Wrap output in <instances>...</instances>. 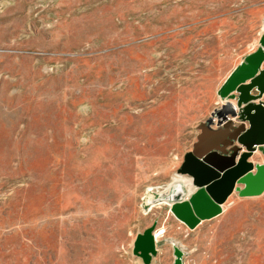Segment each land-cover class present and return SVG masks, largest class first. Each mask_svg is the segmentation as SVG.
Listing matches in <instances>:
<instances>
[{
  "label": "rangeland",
  "instance_id": "obj_1",
  "mask_svg": "<svg viewBox=\"0 0 264 264\" xmlns=\"http://www.w3.org/2000/svg\"><path fill=\"white\" fill-rule=\"evenodd\" d=\"M263 29L264 0H0V264H264V192L193 229L170 210Z\"/></svg>",
  "mask_w": 264,
  "mask_h": 264
},
{
  "label": "water",
  "instance_id": "obj_2",
  "mask_svg": "<svg viewBox=\"0 0 264 264\" xmlns=\"http://www.w3.org/2000/svg\"><path fill=\"white\" fill-rule=\"evenodd\" d=\"M218 95L219 107L196 126V140L177 169L195 190L175 199L170 210L190 229L219 215L233 191L241 197L264 192V33L259 47L229 74ZM258 151L262 162L255 163L251 157ZM152 229L138 233L134 243L133 252L145 263L157 251Z\"/></svg>",
  "mask_w": 264,
  "mask_h": 264
},
{
  "label": "bare ground",
  "instance_id": "obj_3",
  "mask_svg": "<svg viewBox=\"0 0 264 264\" xmlns=\"http://www.w3.org/2000/svg\"><path fill=\"white\" fill-rule=\"evenodd\" d=\"M191 182V180H190ZM181 183L183 184V181L181 180H176V182H173L172 184H170L168 186L169 189L173 188L174 190V194L170 195V198H173L176 194L179 195L182 193V186H181ZM192 186V185H191ZM191 188L194 189V187L192 186Z\"/></svg>",
  "mask_w": 264,
  "mask_h": 264
},
{
  "label": "crops",
  "instance_id": "obj_4",
  "mask_svg": "<svg viewBox=\"0 0 264 264\" xmlns=\"http://www.w3.org/2000/svg\"><path fill=\"white\" fill-rule=\"evenodd\" d=\"M263 33H264V29H263L262 34H263ZM262 34L260 35V37L262 36ZM259 40H260V38H259ZM258 47H259V44H257V46H255L254 49H252V50L246 52V54L244 55V57L247 56L248 54L254 52ZM244 57H243V58H244ZM242 60H243V59H241V60H240V61H239L234 67H233V69L230 71V73L235 69V67H236V66H237ZM230 73H229V74H230ZM229 74H228V75H229ZM227 77H228V76H227ZM227 77H226V78H227ZM262 100H263V102H264V95H263V97H262ZM219 101H220V100H219V98H218L216 104H219ZM187 152H188V151H187ZM189 179H190V178H189Z\"/></svg>",
  "mask_w": 264,
  "mask_h": 264
}]
</instances>
